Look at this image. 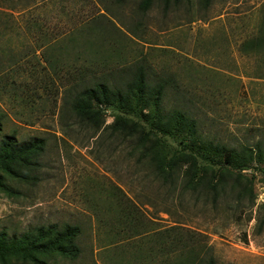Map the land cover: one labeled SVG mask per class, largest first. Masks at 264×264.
Instances as JSON below:
<instances>
[{
  "label": "rangeland",
  "instance_id": "1",
  "mask_svg": "<svg viewBox=\"0 0 264 264\" xmlns=\"http://www.w3.org/2000/svg\"><path fill=\"white\" fill-rule=\"evenodd\" d=\"M140 2L0 0V141L46 142L25 165L0 157V264H35L6 251L50 225L78 229L77 253L31 251L41 264H264V0ZM140 71L164 86L166 112L258 161L215 190L206 167L199 185H170L110 129L124 114L92 106L96 129L65 103L71 87L123 86ZM181 139L167 149L186 152Z\"/></svg>",
  "mask_w": 264,
  "mask_h": 264
},
{
  "label": "trees",
  "instance_id": "2",
  "mask_svg": "<svg viewBox=\"0 0 264 264\" xmlns=\"http://www.w3.org/2000/svg\"><path fill=\"white\" fill-rule=\"evenodd\" d=\"M173 0H141L140 9L147 10L154 3H162L169 6ZM82 84V83H81ZM67 90L70 96L65 101L72 113L81 121L84 120L98 129L97 120L102 117L100 111L90 114L91 107H112L124 114L114 121L110 129L123 139L131 143L130 152L147 160L149 168H153V174L164 183L172 185L176 179H187L188 187H194L201 182V169L207 168L215 171V182L212 189L221 181L224 171L231 169H243L247 162L258 161L259 154L255 149L249 150V160H239V152L234 148H227L224 144L207 140L201 136L194 118H190L184 111L174 109L166 112L163 104L164 86L158 83L149 87L143 72L137 74V80L127 82L123 86H113L106 82H90ZM146 111V114H143ZM93 115V116H92ZM139 115L141 118L133 121L124 132L128 117ZM146 127V128H145ZM181 136L179 144L186 152L167 149L166 139ZM46 142L43 138L32 137L28 140L17 142L13 135H5L0 141V157L9 162H21L28 164L31 158L43 153ZM254 153V154H253ZM181 157L180 159H178ZM179 160L181 162H175ZM200 162L203 166H199ZM186 165L183 169L182 165ZM30 165V164H29ZM201 167V168H200ZM180 169H182L180 171ZM20 180H35L31 175H16ZM78 229L72 226H64L59 230L50 225L38 228L34 231L32 239L26 248H9L6 253L14 257L31 260L35 264H41L31 254V251H53L62 247L75 255L77 249L74 239L78 235ZM47 243L48 245H43ZM204 264H214L211 257L206 258Z\"/></svg>",
  "mask_w": 264,
  "mask_h": 264
}]
</instances>
